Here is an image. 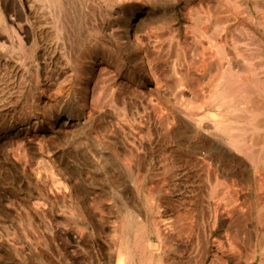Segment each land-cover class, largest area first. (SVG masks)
I'll list each match as a JSON object with an SVG mask.
<instances>
[{
  "label": "rangeland",
  "instance_id": "374dc122",
  "mask_svg": "<svg viewBox=\"0 0 264 264\" xmlns=\"http://www.w3.org/2000/svg\"><path fill=\"white\" fill-rule=\"evenodd\" d=\"M60 2L0 0V264H264V0Z\"/></svg>",
  "mask_w": 264,
  "mask_h": 264
},
{
  "label": "bare ground",
  "instance_id": "6f19581e",
  "mask_svg": "<svg viewBox=\"0 0 264 264\" xmlns=\"http://www.w3.org/2000/svg\"><path fill=\"white\" fill-rule=\"evenodd\" d=\"M53 3H54V5L55 6H57V7H59L60 6V4H61V2H60V0H53ZM133 44H136V42H135V38H134V40H133ZM137 50H136V52L135 53H139L140 55H141V52H140V50L138 49V48H136ZM157 61V60H156ZM155 61V62H156ZM144 62V66L145 67H148V68H150V69H152V63L151 62H149L147 59H146V61H143ZM152 64V65H151ZM157 64H158V62H157ZM156 64V65H157ZM155 65V66H156ZM157 67H158V65H157ZM187 67V66H186ZM190 67V66H189ZM194 68V67H193ZM192 68V69H193ZM189 69V68H188ZM187 69V70H188ZM227 69L229 70V72H231V68L227 65ZM183 70H184V68H183ZM187 70H186V72H187ZM190 70V69H189ZM194 71V70H193ZM182 72V71H181ZM184 72V71H183ZM191 72V71H190ZM190 72H188L189 74H190ZM224 72V71H223ZM225 73V72H224ZM228 73V72H227ZM184 74V73H183ZM194 74V73H193ZM222 74V73H221ZM220 74V75H221ZM181 75V74H180ZM188 75V74H187ZM229 75V74H228ZM231 75V74H230ZM183 76V75H182ZM185 76V75H184ZM225 76V75H224ZM223 76V77H224ZM180 77V76H179ZM187 77V76H186ZM228 77V76H227ZM225 78V77H224ZM185 79V78H184ZM218 79H220L219 77H218ZM185 80H188V79H185ZM191 80V79H190ZM189 81V80H188ZM188 81H187V83H188ZM180 83V82H179ZM191 83V82H190ZM181 85H182V83H181ZM158 86V85H157ZM185 86H187V85H185ZM182 87V86H181ZM183 87H184V85H183ZM190 87V86H189ZM192 87V86H191ZM158 89H159V87H157ZM186 88V87H185ZM184 88V89H185ZM181 89V88H180ZM183 89V88H182ZM233 90V89H232ZM236 90H238V89H236ZM181 91V90H180ZM192 91H193V89H192ZM188 92V91H187ZM189 96H190V94H191V92H190V89H189ZM224 95V93H220L219 95H218V98H219V96H220V98L221 99H223V96ZM181 96H182V94H181ZM185 97H186V95H185ZM191 97V96H190ZM183 98V97H182ZM217 98V99H218ZM241 97H238V98H236L237 99V102L239 101V100H241L240 99ZM184 99V98H183ZM186 99V98H185ZM190 99V98H189ZM188 99V100H189ZM192 99V98H191ZM187 100V101H188ZM193 100V99H192ZM183 101V100H182ZM190 101V100H189ZM184 103H186L185 101H184ZM183 104V103H182ZM188 104V103H187ZM184 105V104H183ZM242 106H236V105H234L233 106V108H234V112L232 113V114H235V113H240V109H242L241 108ZM177 118L183 123V124H185V125H187V126H190L191 127V129H192V131L194 132V133H192V137L194 138L197 134H198V132H199V128L195 125V124H193L192 123V121H190V120H188L187 118H185V116L183 115V114H181V113H178L177 112ZM166 120V121H165ZM165 120H163L165 123H166V125L169 127V125L170 124H172L171 122H169V123H167L168 121H170V120H168L167 121V119L165 118ZM249 121V120H248ZM245 123V122H244ZM243 123V124H244ZM249 123V122H248ZM244 124V125H241L240 123H239V121L237 120V119H234L233 121H231V123H226V122H223V121H221V120H215V124H214V126H215V128H217V129H225L226 131H228L229 132V134H231L232 136L236 133V131L238 132V130H239V128L242 130V131H245V130H247V132H248V129L249 128H251L250 127V125L249 124ZM251 124V123H250ZM237 127H238V129H237ZM172 128H174V126H172ZM252 129V128H251ZM250 130V129H249ZM246 132V131H245ZM246 132V133H247ZM189 141V140H188ZM221 141V140H220ZM219 140H211V144L212 145H214V146H217L220 150H222V153H220V154H222V155H231V154H233L236 150H238L237 148H233V147H235V146H231V143H230V145H229V143L228 144H223V143H221ZM187 145H188V143H187ZM189 145H190V143H189ZM191 146V145H190ZM240 147V146H239ZM238 147V148H239ZM190 148V147H189ZM186 149V148H185ZM192 149V148H191ZM240 150H241V148H239ZM188 152H190L189 150H188ZM187 152V153H188ZM188 154H190V153H188ZM184 159H186V158H184ZM189 159V158H188ZM188 161V160H187ZM194 217V216H193ZM214 217H216V216H214ZM210 218V217H209ZM219 218H224V215L221 213L220 215H219ZM208 219V218H207ZM213 219H216V218H213ZM195 220V219H194ZM193 219L191 220V222L192 221H194ZM140 221V223L142 222L141 220H139ZM139 222H137V224L136 225H138V224H140ZM193 223V222H192ZM143 224V223H142ZM142 224L140 225V226H138V227H141L142 226ZM143 226H144V224H143ZM136 227V226H135ZM137 228V227H136ZM143 228V227H142ZM145 228V227H144ZM140 230V228H137V230ZM132 230H133V228H132ZM137 230H136V234H137ZM138 230V231H139ZM82 230H80V232H81ZM135 231V230H134ZM145 231V230H144ZM143 231V232H144ZM140 232V231H139ZM138 232V233H139ZM142 232V231H141ZM146 232V231H145ZM133 234H134V232H133ZM135 234V235H136ZM142 234V233H141ZM140 234V235H141ZM146 234V233H145ZM139 235V236H140ZM142 236V238L144 237L143 236V234L141 235ZM139 238V237H138ZM138 238L136 239V237H135V240H138ZM141 239V238H140ZM139 241V240H138ZM142 242V241H141ZM126 244V243H125ZM123 245V244H122ZM132 245V244H131ZM125 246H127V244L125 245ZM131 247V246H130ZM132 249V248H131ZM130 248H126L125 249V251H121L122 253H121V256H122V254L124 255L123 257H128L129 258V256H130V252L132 253V251H130L131 250ZM144 257V256H143ZM122 259V258H121ZM146 259V258H145ZM144 260V259H143ZM162 260V259H161ZM160 260V261H161ZM142 264V263H141ZM143 264H145L144 262H143ZM159 264H161V262L159 263Z\"/></svg>",
  "mask_w": 264,
  "mask_h": 264
}]
</instances>
